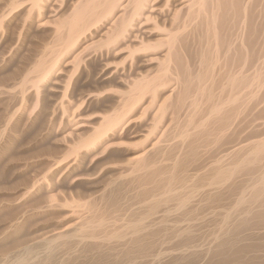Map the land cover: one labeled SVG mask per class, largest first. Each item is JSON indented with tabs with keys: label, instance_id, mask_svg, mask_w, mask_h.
<instances>
[{
	"label": "bare ground",
	"instance_id": "1",
	"mask_svg": "<svg viewBox=\"0 0 264 264\" xmlns=\"http://www.w3.org/2000/svg\"><path fill=\"white\" fill-rule=\"evenodd\" d=\"M37 35L0 91V153L31 130L62 156L27 178L33 212L13 229L64 210L70 224L12 264H264V0L0 5L2 65ZM108 173L94 199L65 197Z\"/></svg>",
	"mask_w": 264,
	"mask_h": 264
},
{
	"label": "rangeland",
	"instance_id": "2",
	"mask_svg": "<svg viewBox=\"0 0 264 264\" xmlns=\"http://www.w3.org/2000/svg\"><path fill=\"white\" fill-rule=\"evenodd\" d=\"M1 2L2 1L0 0V5L3 2H5V0H3L2 3ZM42 39L44 41L46 40L44 35H42V38H41V35H37L35 38L30 40V43H29L30 45L27 44L26 47L28 49L30 47L31 48H30V50L25 49V51L21 53L22 54L21 57H18V58H20L19 62H17L19 60L17 58L16 62L14 60V62L12 64H9L6 66L2 65L0 63V88H1L0 91L8 90V89L12 90L15 87L17 88V86H18L17 83H20L21 78H23V75H25V73H26V72H24V74H23L20 71L22 69V65L26 66L29 63L28 66H30V63L32 61L29 59H30L31 54L33 53L32 47L38 42H43ZM22 57H23V60H22ZM26 59H28L30 62L27 61ZM21 60L25 61V63H23ZM32 64L33 63H31V65ZM14 68H16V69H14ZM13 70H14V72H13ZM19 73L23 74V75H21L22 77H20ZM0 93H1L0 94V104L2 103L0 105V116L2 115L0 117V143H3L6 139L5 135L7 134L5 131L2 130L4 128V123H5L4 119H6V117H5L6 115H5L4 111H6L5 108L7 107V105H9V103H8V100H6L4 94H2V92H0ZM3 105H5V106H3ZM2 125H3V127H2ZM1 131H3V132H1ZM4 132L6 134L3 136ZM32 135L36 136L30 130L29 134H28V132L24 134V137L23 136L22 137L19 136L20 138L17 137L15 144H13L14 146L12 145L8 149H5L4 151H2V153H0V173H1L0 174V249H1L0 250V264H9L10 262H11L10 264H12L19 257L20 258L24 257L27 259V255H29L28 257L30 258L31 253H32V255L35 253V255H33V257H31L32 259L30 258V261H33L34 260L33 258L38 257L40 255V253H42V251H43V245L41 244L42 239L49 236L56 229H59L58 228L59 226H60V228L63 227L62 223L64 222V220H65V222L63 223L64 226H66L67 224H70V222H68L66 219H64V216L66 217L68 215V212L66 210H64L63 212L62 211L53 212V213L45 215V216H41V215L39 216V213H38V214H36V216L35 215L33 216L34 218L29 217L27 219V222H25L26 224H24V226H21L22 228L20 227V228L16 229V231H14V229H13V225H14L15 221H16V223H18L21 221V217H22V219H24L27 215H29V213L33 212V209L30 207L28 209L27 205H26V207H24L22 209L19 208V207H21L20 205H22V203L23 204L25 203L22 200V197H23L22 195L25 193L26 190L28 191L29 190L28 187H30V186H28L30 184L29 183L27 184V180L29 178L34 177V176H38L39 174H41V175L44 174L46 169H47V165H45V164H46V161L48 159H53V158L62 156V153L60 154V151H59L60 148L56 145H52L51 140H49L43 136L42 137L37 136L35 138ZM23 146H24V148H23ZM55 147H57V148H55ZM54 149H57L56 152L54 151ZM110 175H111V173H108V174L102 176L99 180L100 184L98 183L99 186L97 184L96 185L90 184L91 185L90 186L89 183H87V182L77 181L70 189H68L69 192L65 188H62V189H64V191L63 190L62 191L68 200L70 198V200L73 199L74 201H77L78 203L80 201L81 202H83V201L87 202V199H89V201H90V199H94L95 197H97L100 194V192L104 188L103 183H105L106 180L111 179ZM28 176H30V177H28ZM104 177H106V178H104ZM23 187H25V188H23ZM26 188H28V189H26ZM78 191L80 192V194ZM131 200H133V199H131ZM131 200L128 202V205L130 204V209H134L136 207L134 205V203H136V202L132 201L133 202L132 203ZM32 203H29L28 205H30ZM133 205L135 207H133ZM136 205H138V204L136 203ZM116 212H117L119 218L117 217L116 213H114V215L116 214L115 217H117L118 220H120V219L124 220L126 213L122 212V211L120 212V210H116ZM120 213H121V215H120ZM12 214H14V215L12 216ZM57 217H60L61 219L60 218L58 219ZM47 220H49V221H47ZM118 220L116 219L117 224L119 222ZM121 222H123V221H121ZM39 243H40V245H39ZM9 244L12 246H10ZM7 246L9 249L7 248ZM2 248H4V249H2ZM41 249H42V251H41ZM4 250H6L7 252ZM29 250L31 253L29 252ZM1 251L4 252V255H2L3 252H1ZM15 253H16V255H15ZM137 258H133L132 262L140 260L139 263L144 264L146 262V264H147L149 261V260L143 261V259L144 258L146 259L147 257L142 256V261L144 262V263H142L141 259H139V258H141V256H137ZM147 259H149V258H147ZM129 261L131 262V260H129ZM125 262L127 263V261H125ZM130 262H128L127 264H129ZM132 262H131V264H133ZM139 263L136 262L134 264H139Z\"/></svg>",
	"mask_w": 264,
	"mask_h": 264
}]
</instances>
